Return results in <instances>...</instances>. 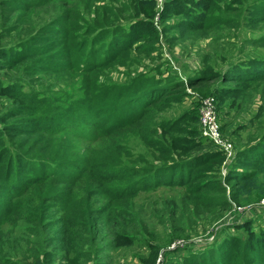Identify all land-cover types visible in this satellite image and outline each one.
<instances>
[{"label":"rangeland","instance_id":"1","mask_svg":"<svg viewBox=\"0 0 264 264\" xmlns=\"http://www.w3.org/2000/svg\"><path fill=\"white\" fill-rule=\"evenodd\" d=\"M241 1L222 0L206 13V25L219 18L229 24L183 37L171 29L152 50L131 52L126 65L88 74L76 67L74 59L87 32L80 34L82 28L126 25L145 19L149 7L136 16L139 9L132 0H0V120L8 119L16 128V135H8L12 142L5 143L7 148L22 153L31 146L35 155L44 150L56 163L81 168L91 155H113L128 167L179 164L188 165V173L190 165L204 158L198 156L201 151L195 150V140L202 142L204 150L224 154L220 165L200 168V179L190 187L170 184L168 179L111 206L103 196L87 203L77 200L76 190L90 184L83 179L67 193L55 183L45 186L47 194L61 190L62 212L43 207V201L36 207L30 191L17 196L9 192L10 198L3 194L0 207L8 214L0 221V264H186L191 258H196L194 264H216L226 256L231 257L227 264H247L249 254L264 255V241L254 240L258 231L264 236L263 77L255 76L246 85L219 77L199 83L197 89L188 84L168 94L171 100L148 109L149 137L158 140L162 150L169 146L170 152L148 146L136 130L116 140L100 137L87 126L89 118L94 120L89 114L101 105L107 108L105 121L122 119L116 113H126L133 104L142 107L140 97L130 103L118 95L121 87L117 85L138 76L141 84H162L161 92L169 93L166 86L172 82L185 77L195 82L208 68L228 73L234 65L243 67L245 60H264V22L256 25L248 17L264 0ZM152 2L153 21L159 17L156 26L160 28L159 8ZM71 20L78 22V33L68 26ZM83 53L84 49L82 59ZM97 84L113 87L114 94L97 98ZM210 96L221 140L231 144L228 152L202 132V100ZM39 122L54 133L43 134L34 126ZM164 123L177 127L171 133L174 141L161 130ZM114 141L125 148L121 154H115ZM181 144L190 149H181ZM241 156L251 162L246 173L237 171L239 164H248L239 162ZM39 159L25 156L23 160L28 165ZM94 208L100 214L89 218ZM202 258L207 260L200 262Z\"/></svg>","mask_w":264,"mask_h":264},{"label":"trees","instance_id":"2","mask_svg":"<svg viewBox=\"0 0 264 264\" xmlns=\"http://www.w3.org/2000/svg\"><path fill=\"white\" fill-rule=\"evenodd\" d=\"M135 1L138 7L139 16L143 12V9L149 7V12L145 19L133 20L128 22L126 25H114L111 27L89 28L84 26L80 34L85 33L82 38V44L80 45V51L75 55L77 68L79 70L83 69L88 74H93V72L104 70L107 67H112L115 64L126 65L127 61L130 59L131 52H145L153 49V46L159 45L161 43V36L166 35L171 29H175L182 37L189 32L197 31L200 29L210 28L215 25L229 24L227 19H215L213 23L206 25L208 16L207 12L214 10L219 7V3L222 0H168L165 2L161 15V27H157L153 21L154 12V2L152 0H132ZM153 3V4H152ZM233 3H242L241 0H233ZM249 19L251 23L259 24L264 22V4L255 5L249 12ZM167 21V22H166ZM78 22L73 20L69 21L68 26L74 28L76 33H78ZM169 23V24H168ZM120 34H116L119 33ZM99 43L97 48H92V45ZM145 44L150 45L145 47ZM84 49V57L82 56V50ZM69 60L72 61V56H69ZM75 61V60H74ZM243 67H245L243 69ZM243 67L240 65H234L228 73H218L213 72L212 68H208L206 74H202L201 77L192 82L191 78L185 77V82L182 80H177L172 82L169 87V93L161 92L162 84L159 85H148L146 82L141 84L139 82L141 78H133L131 81L126 82L123 85H117L120 88L119 96H124V101L133 103L135 98L140 97L141 101L139 103L143 104L139 108L138 105H131L126 113L123 111H118L116 116H121L122 119L114 121L115 118L105 121L103 115L107 112V108H102L103 105L99 106L97 110H93V113L89 115L94 116V120L89 118L88 127H90L97 135L104 138L119 139V137L125 133H130L132 130H136L140 133L143 141L153 148L159 149L162 153L165 151L170 152V147L166 146L163 150L160 143L156 139L149 137V132L145 127L147 123L148 116L150 115V110L158 107L160 102L163 100H171L172 96H167L168 94L176 92L178 89L184 88L186 85L190 84L193 89H197L199 83H207L216 77H219L223 81L227 80H237L242 81L245 85L254 79L255 76H261L264 78V60L261 59H251L245 60L243 62ZM231 77V79H229ZM136 80L138 82L136 84ZM239 82L238 85H244ZM97 89V98L108 97V94H114V88L109 86H103L100 84ZM3 93V92H2ZM13 93V92H12ZM60 98V97H59ZM129 98V99H128ZM42 109V108H41ZM45 113L48 112V108L42 109ZM44 113V115H45ZM2 126H0V197L7 193H16L15 196L21 195L30 191L34 195L35 206L38 207L39 203L43 201L42 206H51L57 208L60 212L62 201H64L63 194H47L44 192L45 186L48 184L55 183V186H60L64 190V193L71 191L77 185H79L78 180L83 179L85 181H90V184L84 189H77V200L81 202H91L95 197L103 196L110 203V206L117 201L127 200L133 193L137 190H149L156 188L164 183H167L169 179L170 184L174 185H186L190 187L200 178L198 170L204 168L205 166L220 165L224 161V154H221L218 150L217 152H212L204 150V145L201 141L195 140V150H200L204 158H200L190 165L191 172L188 173V165L183 167L179 164H172L171 166H164L163 168H147V167H128L122 164L121 159H115L113 155H106L101 158L100 156L91 155L90 160L86 162V165L80 167L79 164H61L56 163L51 160L53 156L46 155L42 150L41 155L33 154L31 146L26 147L23 152H18L16 149L11 150L5 145L6 142L11 141L9 136L16 135L14 130L15 127L8 123V119H1ZM35 124L39 131L45 133H54L53 130H46V128ZM44 124V123H43ZM42 124V125H43ZM161 130L164 134L171 135L176 126L172 127L168 123L160 125ZM23 133V132H20ZM9 135V136H8ZM171 139L174 141L175 138L171 135ZM12 142V141H11ZM117 142L114 141L115 154H121L125 148L123 146H118ZM11 145V143H10ZM21 147L24 144L20 145ZM179 147V146H178ZM181 149L187 151L189 147H184L180 145ZM260 149V148H258ZM208 151V152H206ZM264 154V153H261ZM165 155V154H163ZM28 156L30 158H41L38 161H32L28 165L24 162V157ZM252 156V155H249ZM17 158L18 162H14V158ZM170 158L171 156H164ZM220 159V162H215L216 159ZM243 156L240 157L239 162H244L248 164L241 165L238 167L237 171L246 173L249 169L248 166L251 162L249 158L245 161L242 160ZM46 161V162H45ZM37 162V163H34ZM83 176L88 178H83ZM235 179V176L234 178ZM52 181V182H48ZM88 183V182H87ZM81 185V184H80ZM23 191V192H21ZM37 193V194H36ZM71 192L68 193V195ZM86 204L84 208H86ZM49 212V210H47ZM8 210L0 207V221L5 215L7 216ZM100 212L97 208L94 210H89V218H96ZM75 222V221H71ZM73 229V228H72ZM259 234H254L255 242L257 240H263L264 236ZM264 235V232H263ZM232 246L231 248H233ZM257 250V249H256ZM261 253V251L257 250ZM264 254V251H262ZM228 254V252H227ZM196 258H191L186 262V264H194ZM227 259V260H226ZM226 259L218 262L216 264H227V261L231 260V257L226 256ZM249 259V260H248ZM200 262L206 261L207 258L199 259ZM247 264H264V255L260 258L254 256L252 253L247 257ZM238 263H241L238 262ZM246 264V263H245Z\"/></svg>","mask_w":264,"mask_h":264},{"label":"built area","instance_id":"3","mask_svg":"<svg viewBox=\"0 0 264 264\" xmlns=\"http://www.w3.org/2000/svg\"><path fill=\"white\" fill-rule=\"evenodd\" d=\"M158 5V14L162 11V8L166 1L168 0H155ZM159 17L155 18L154 23L157 24V19ZM214 98L212 96L207 97L202 100V104L205 106V111L201 115V122H202V132L203 135L209 139H211L215 143H221L223 146V149L227 152L229 151V148L231 147V144L225 142L224 140H221V137L219 135V126L214 118L213 111H214V105H213ZM264 205V204H263Z\"/></svg>","mask_w":264,"mask_h":264}]
</instances>
